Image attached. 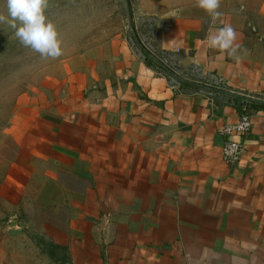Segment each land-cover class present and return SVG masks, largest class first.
Here are the masks:
<instances>
[{
	"label": "crops",
	"instance_id": "1",
	"mask_svg": "<svg viewBox=\"0 0 264 264\" xmlns=\"http://www.w3.org/2000/svg\"><path fill=\"white\" fill-rule=\"evenodd\" d=\"M219 11L239 61L208 46L223 24L203 12L154 55L110 39L42 89L0 180V264H264V0ZM240 105L229 166L220 130Z\"/></svg>",
	"mask_w": 264,
	"mask_h": 264
},
{
	"label": "rangeland",
	"instance_id": "2",
	"mask_svg": "<svg viewBox=\"0 0 264 264\" xmlns=\"http://www.w3.org/2000/svg\"><path fill=\"white\" fill-rule=\"evenodd\" d=\"M202 13L196 0H48L45 15L62 42L63 54L56 59L22 46L15 29L0 23V180L21 139L25 110L64 68H75L110 39L122 37L154 55V36L173 19ZM0 14L7 16V0H0Z\"/></svg>",
	"mask_w": 264,
	"mask_h": 264
},
{
	"label": "clouds",
	"instance_id": "3",
	"mask_svg": "<svg viewBox=\"0 0 264 264\" xmlns=\"http://www.w3.org/2000/svg\"><path fill=\"white\" fill-rule=\"evenodd\" d=\"M221 2L196 0V6L215 23L223 16L219 11ZM47 5L48 0H7V16L0 14V23L15 29V37L22 46L30 48L42 58L56 59L63 54L62 42L55 24L45 15ZM220 22L223 26L207 37L208 46L239 61L237 32L231 24Z\"/></svg>",
	"mask_w": 264,
	"mask_h": 264
},
{
	"label": "built area",
	"instance_id": "4",
	"mask_svg": "<svg viewBox=\"0 0 264 264\" xmlns=\"http://www.w3.org/2000/svg\"><path fill=\"white\" fill-rule=\"evenodd\" d=\"M151 50L154 52L152 47ZM169 83L174 90L180 91L182 89V85L173 78H170ZM240 108H242L244 112L242 113L243 115L240 117L238 122L227 125L220 130V135L222 137L228 138V140L223 145L221 157L222 160L229 166H235L243 154V146L232 138L246 135L251 128V121L245 112L246 107H242L240 105Z\"/></svg>",
	"mask_w": 264,
	"mask_h": 264
},
{
	"label": "trees",
	"instance_id": "5",
	"mask_svg": "<svg viewBox=\"0 0 264 264\" xmlns=\"http://www.w3.org/2000/svg\"><path fill=\"white\" fill-rule=\"evenodd\" d=\"M39 244H40V246H42V249L47 251L48 254L52 257L55 256V254L57 252H59L61 250L63 251V249H60L59 247L52 245V244H49V243L41 242ZM58 260L60 261V264H65L66 263L65 255L63 257H60Z\"/></svg>",
	"mask_w": 264,
	"mask_h": 264
}]
</instances>
